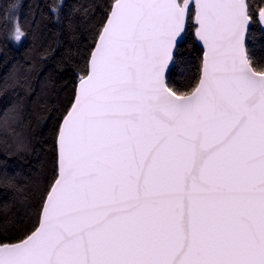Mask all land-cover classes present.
<instances>
[{
	"label": "snow or ice",
	"instance_id": "1",
	"mask_svg": "<svg viewBox=\"0 0 264 264\" xmlns=\"http://www.w3.org/2000/svg\"><path fill=\"white\" fill-rule=\"evenodd\" d=\"M89 7L78 39L87 10L52 0L69 43L54 57L37 34L0 79L6 156L35 150L30 107L52 121L43 179L0 168V264H264V0ZM18 9L0 11L17 44ZM52 60L67 88L48 109Z\"/></svg>",
	"mask_w": 264,
	"mask_h": 264
},
{
	"label": "trees",
	"instance_id": "2",
	"mask_svg": "<svg viewBox=\"0 0 264 264\" xmlns=\"http://www.w3.org/2000/svg\"><path fill=\"white\" fill-rule=\"evenodd\" d=\"M10 2V0H0V11ZM18 3V15L20 23L24 26V30L27 32V37L22 43L15 44L11 41L6 40L0 35V79L12 68L14 64L25 65V53L26 50L31 47L34 43V37L38 34L40 39L39 43L47 46L52 45L54 51V57H58L63 51V48L57 47V41L67 46L70 40V36L64 28V22H58L54 16H49L48 5L52 0H14ZM101 0H63L65 11L69 7L83 5L84 9L87 10V15L84 12L79 13L78 19L81 21V27L77 28L76 36L80 38V32L87 28L91 17H93V11L89 7L91 4H98ZM42 13L44 15H42ZM80 43L83 44L84 40L81 39ZM49 70L53 71V80L46 87V95L43 96V100L47 103L48 109H52L58 106L61 99L64 96V91L67 85L64 80L67 79L66 73L61 72L56 67L54 60L48 61L44 64L41 69V75ZM37 91H40L39 81H35ZM11 95V93H9ZM4 94L0 92V111L5 107L3 103ZM32 112V125L33 128L30 130V134H34L32 139V145L34 151L24 153L23 155H11L6 156L2 150H0V168H3L5 162L8 166V171H20L21 178L18 183L24 184V177H30L38 175L41 179L45 176L51 165V149L48 145L51 143L50 138L46 135L48 129L41 123L36 124L37 119H47V123H52L51 119L48 118V112L42 111L38 106L31 108ZM54 114V113H53ZM43 128L45 135H41L40 131ZM47 142V143H46ZM8 200V197L4 195V190L0 189V211H3L2 204ZM29 203H31L29 201ZM23 208L20 207L18 202L10 204L7 209V213L10 218L14 217L17 213H22Z\"/></svg>",
	"mask_w": 264,
	"mask_h": 264
},
{
	"label": "rangeland",
	"instance_id": "3",
	"mask_svg": "<svg viewBox=\"0 0 264 264\" xmlns=\"http://www.w3.org/2000/svg\"><path fill=\"white\" fill-rule=\"evenodd\" d=\"M17 45V43H15Z\"/></svg>",
	"mask_w": 264,
	"mask_h": 264
}]
</instances>
